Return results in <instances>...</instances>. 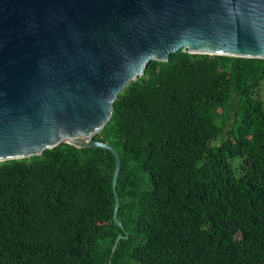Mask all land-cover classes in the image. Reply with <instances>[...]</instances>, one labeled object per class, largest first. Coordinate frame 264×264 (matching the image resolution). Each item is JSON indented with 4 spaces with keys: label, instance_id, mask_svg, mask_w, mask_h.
I'll list each match as a JSON object with an SVG mask.
<instances>
[{
    "label": "trees",
    "instance_id": "16d2710c",
    "mask_svg": "<svg viewBox=\"0 0 264 264\" xmlns=\"http://www.w3.org/2000/svg\"><path fill=\"white\" fill-rule=\"evenodd\" d=\"M264 58L150 61L93 139L0 161V264H264ZM120 239L111 253L116 236Z\"/></svg>",
    "mask_w": 264,
    "mask_h": 264
},
{
    "label": "water",
    "instance_id": "95a60500",
    "mask_svg": "<svg viewBox=\"0 0 264 264\" xmlns=\"http://www.w3.org/2000/svg\"><path fill=\"white\" fill-rule=\"evenodd\" d=\"M264 58V0H0V161L93 139L150 61L172 52ZM119 233L111 249L114 253Z\"/></svg>",
    "mask_w": 264,
    "mask_h": 264
},
{
    "label": "rangeland",
    "instance_id": "374dc122",
    "mask_svg": "<svg viewBox=\"0 0 264 264\" xmlns=\"http://www.w3.org/2000/svg\"><path fill=\"white\" fill-rule=\"evenodd\" d=\"M260 96L264 99V82L261 85V89H260Z\"/></svg>",
    "mask_w": 264,
    "mask_h": 264
}]
</instances>
